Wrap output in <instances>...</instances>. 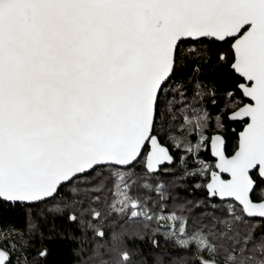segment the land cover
Segmentation results:
<instances>
[{
	"label": "water",
	"instance_id": "1",
	"mask_svg": "<svg viewBox=\"0 0 264 264\" xmlns=\"http://www.w3.org/2000/svg\"><path fill=\"white\" fill-rule=\"evenodd\" d=\"M232 39L246 102L235 150L213 134L209 187L248 218L264 181V0H0V200L34 204L98 166L172 163L153 134L156 101L185 39ZM7 255L0 250V264Z\"/></svg>",
	"mask_w": 264,
	"mask_h": 264
},
{
	"label": "trees",
	"instance_id": "2",
	"mask_svg": "<svg viewBox=\"0 0 264 264\" xmlns=\"http://www.w3.org/2000/svg\"><path fill=\"white\" fill-rule=\"evenodd\" d=\"M231 40L177 46L153 125L170 165L149 173L146 146L133 164L98 166L48 200H0L3 264H264V219L248 218L209 187V141L220 134L225 153L235 150L242 124L228 114L246 102L230 68ZM251 176L252 200L264 201V181Z\"/></svg>",
	"mask_w": 264,
	"mask_h": 264
},
{
	"label": "flooded vegetation",
	"instance_id": "3",
	"mask_svg": "<svg viewBox=\"0 0 264 264\" xmlns=\"http://www.w3.org/2000/svg\"><path fill=\"white\" fill-rule=\"evenodd\" d=\"M240 92H241V91H240ZM242 96H243V95H242ZM243 98H244V97H243ZM244 99H245V98H244ZM245 100H246V99H245ZM244 103H245V101L243 102V104H244ZM243 104H241V105H243ZM241 105H240V106H241ZM240 106H238L237 108H239ZM237 108H236V109H237ZM238 122H240V123L242 124V127H243V125L246 123V120H245V121H238ZM241 129H242V128H241ZM239 131H240V130H239ZM239 131H238V132H239Z\"/></svg>",
	"mask_w": 264,
	"mask_h": 264
},
{
	"label": "rangeland",
	"instance_id": "4",
	"mask_svg": "<svg viewBox=\"0 0 264 264\" xmlns=\"http://www.w3.org/2000/svg\"><path fill=\"white\" fill-rule=\"evenodd\" d=\"M210 264V263H209Z\"/></svg>",
	"mask_w": 264,
	"mask_h": 264
}]
</instances>
